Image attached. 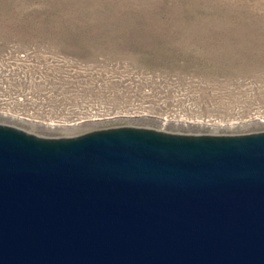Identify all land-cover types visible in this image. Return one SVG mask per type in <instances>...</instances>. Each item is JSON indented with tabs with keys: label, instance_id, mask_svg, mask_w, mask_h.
<instances>
[{
	"label": "water",
	"instance_id": "95a60500",
	"mask_svg": "<svg viewBox=\"0 0 264 264\" xmlns=\"http://www.w3.org/2000/svg\"><path fill=\"white\" fill-rule=\"evenodd\" d=\"M0 264H264V132L0 124Z\"/></svg>",
	"mask_w": 264,
	"mask_h": 264
},
{
	"label": "rangeland",
	"instance_id": "374dc122",
	"mask_svg": "<svg viewBox=\"0 0 264 264\" xmlns=\"http://www.w3.org/2000/svg\"><path fill=\"white\" fill-rule=\"evenodd\" d=\"M10 45L35 46L81 62H127L138 70L192 78L203 95L224 92L238 83H264V0H0V49ZM0 124L44 138L115 127L50 131L3 119ZM128 126L162 130L148 121ZM259 132L264 124L211 134Z\"/></svg>",
	"mask_w": 264,
	"mask_h": 264
},
{
	"label": "built area",
	"instance_id": "2783aa9c",
	"mask_svg": "<svg viewBox=\"0 0 264 264\" xmlns=\"http://www.w3.org/2000/svg\"><path fill=\"white\" fill-rule=\"evenodd\" d=\"M238 84L203 95L192 78L127 62H81L35 46L0 49V119L50 131L148 121L211 134L264 124V83Z\"/></svg>",
	"mask_w": 264,
	"mask_h": 264
}]
</instances>
